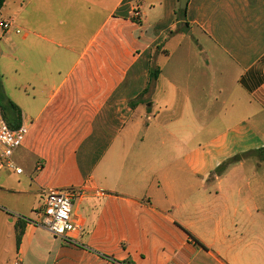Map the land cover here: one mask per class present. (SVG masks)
<instances>
[{
    "label": "crops",
    "instance_id": "0c3cea01",
    "mask_svg": "<svg viewBox=\"0 0 264 264\" xmlns=\"http://www.w3.org/2000/svg\"><path fill=\"white\" fill-rule=\"evenodd\" d=\"M178 3L4 2L0 109L29 133L0 191L25 215L81 189L83 229L20 217L0 264H264V0Z\"/></svg>",
    "mask_w": 264,
    "mask_h": 264
},
{
    "label": "built area",
    "instance_id": "2783aa9c",
    "mask_svg": "<svg viewBox=\"0 0 264 264\" xmlns=\"http://www.w3.org/2000/svg\"><path fill=\"white\" fill-rule=\"evenodd\" d=\"M10 28V22L0 23L1 31H8ZM16 32L20 33L21 31L17 29ZM28 133L29 127L26 124L12 129L5 121L0 109V170L8 168L21 174L22 170L16 167L12 156L22 146ZM82 195L83 190L81 189L48 188L44 192V204L37 224L51 234L73 242L72 235L83 229L82 222L74 219L73 215L74 202Z\"/></svg>",
    "mask_w": 264,
    "mask_h": 264
},
{
    "label": "rangeland",
    "instance_id": "374dc122",
    "mask_svg": "<svg viewBox=\"0 0 264 264\" xmlns=\"http://www.w3.org/2000/svg\"><path fill=\"white\" fill-rule=\"evenodd\" d=\"M9 8L11 9V7ZM179 8H180V2L178 3L177 10ZM4 16H5V12H3V18H5ZM3 97H4L3 93L0 94V105L5 111V108H7L6 106L7 104L4 102ZM247 167L249 168L250 165L248 164ZM9 182L15 184L16 177H13ZM16 199L17 198L13 197L11 194L0 191V201H1L0 202L1 203L0 204V239H4L6 237V234L13 232V229H14L13 223H15L20 217L27 219V220H31L34 223H38V221L40 220V214H41V210L43 207V197L41 196L36 197L35 195H32L29 197V200L25 198V203H28L25 205L27 206L25 208V213H26L25 215L19 214L11 208L12 202ZM17 204H20V203H17ZM33 205H35L36 208L32 210L31 212H29V209Z\"/></svg>",
    "mask_w": 264,
    "mask_h": 264
},
{
    "label": "trees",
    "instance_id": "16d2710c",
    "mask_svg": "<svg viewBox=\"0 0 264 264\" xmlns=\"http://www.w3.org/2000/svg\"><path fill=\"white\" fill-rule=\"evenodd\" d=\"M6 0H0V10L4 4ZM185 16H186V10H177L176 11V20L180 21V20H185ZM158 75H159V70L158 69H152L150 71V82H153L155 81L157 78H158ZM10 106L13 108V109H17L12 103H10ZM1 107V105H0ZM13 127V126H12ZM14 128V127H13ZM17 128V127H16Z\"/></svg>",
    "mask_w": 264,
    "mask_h": 264
},
{
    "label": "water",
    "instance_id": "95a60500",
    "mask_svg": "<svg viewBox=\"0 0 264 264\" xmlns=\"http://www.w3.org/2000/svg\"><path fill=\"white\" fill-rule=\"evenodd\" d=\"M180 2V10H186L187 9V6H188V2L189 0H179ZM238 159L240 160V156L238 157Z\"/></svg>",
    "mask_w": 264,
    "mask_h": 264
}]
</instances>
